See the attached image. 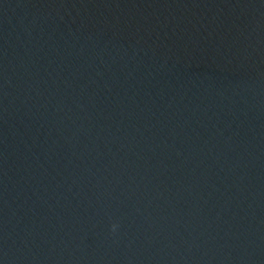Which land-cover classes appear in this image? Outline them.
<instances>
[{
	"label": "water",
	"instance_id": "obj_1",
	"mask_svg": "<svg viewBox=\"0 0 264 264\" xmlns=\"http://www.w3.org/2000/svg\"><path fill=\"white\" fill-rule=\"evenodd\" d=\"M0 264H264V0H0Z\"/></svg>",
	"mask_w": 264,
	"mask_h": 264
},
{
	"label": "clouds",
	"instance_id": "obj_2",
	"mask_svg": "<svg viewBox=\"0 0 264 264\" xmlns=\"http://www.w3.org/2000/svg\"><path fill=\"white\" fill-rule=\"evenodd\" d=\"M115 227H116V226H115V225H113V229H115Z\"/></svg>",
	"mask_w": 264,
	"mask_h": 264
}]
</instances>
